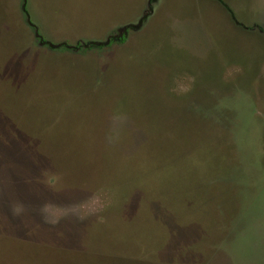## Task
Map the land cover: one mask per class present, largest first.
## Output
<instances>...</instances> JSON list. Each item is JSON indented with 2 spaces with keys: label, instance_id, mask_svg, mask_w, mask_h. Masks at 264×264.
Instances as JSON below:
<instances>
[{
  "label": "rangeland",
  "instance_id": "obj_1",
  "mask_svg": "<svg viewBox=\"0 0 264 264\" xmlns=\"http://www.w3.org/2000/svg\"><path fill=\"white\" fill-rule=\"evenodd\" d=\"M0 264H264V0H0Z\"/></svg>",
  "mask_w": 264,
  "mask_h": 264
}]
</instances>
